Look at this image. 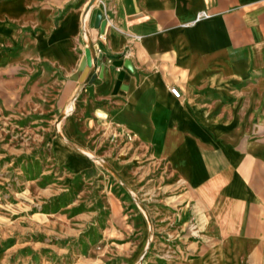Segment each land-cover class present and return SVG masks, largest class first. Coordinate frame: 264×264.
<instances>
[{"label": "crops", "instance_id": "crops-1", "mask_svg": "<svg viewBox=\"0 0 264 264\" xmlns=\"http://www.w3.org/2000/svg\"><path fill=\"white\" fill-rule=\"evenodd\" d=\"M89 2L0 0V69L46 64L61 79L58 110L81 96L91 124L163 167L214 241L190 264H264V0H94L85 16ZM93 11L104 22L95 42ZM89 44L103 70L87 86L77 78ZM215 90L233 103L218 108ZM171 154L187 159V176Z\"/></svg>", "mask_w": 264, "mask_h": 264}, {"label": "rangeland", "instance_id": "rangeland-1", "mask_svg": "<svg viewBox=\"0 0 264 264\" xmlns=\"http://www.w3.org/2000/svg\"><path fill=\"white\" fill-rule=\"evenodd\" d=\"M54 74L46 64L0 69V264H190L203 256L214 244L194 219L203 212L138 144L91 124L81 96L58 110ZM215 92L218 108L233 103ZM169 160L187 176V159Z\"/></svg>", "mask_w": 264, "mask_h": 264}, {"label": "water", "instance_id": "water-1", "mask_svg": "<svg viewBox=\"0 0 264 264\" xmlns=\"http://www.w3.org/2000/svg\"><path fill=\"white\" fill-rule=\"evenodd\" d=\"M93 1L94 0H90L89 6L93 4ZM103 25H104V22L101 20L100 13L98 11H93L89 19L90 41L91 42H95L98 32L102 31L103 29ZM91 48H92V45L89 44V48L85 49L84 51V59L81 61L78 67L79 76L77 78V81L80 83H83L85 81V83L91 84V82H93L96 76L94 73H92V71L96 66L100 67V72H102L103 70V66L100 65L99 63L100 56H97L96 58L94 54L91 53L92 51ZM112 65L120 66L121 61L113 62ZM121 78H122V72H119L115 79V83L113 86V92H116V90L119 88Z\"/></svg>", "mask_w": 264, "mask_h": 264}, {"label": "built area", "instance_id": "built-area-1", "mask_svg": "<svg viewBox=\"0 0 264 264\" xmlns=\"http://www.w3.org/2000/svg\"><path fill=\"white\" fill-rule=\"evenodd\" d=\"M199 16L200 18H203L202 14H200ZM169 94L175 99L179 98L180 96L179 91L176 88H169Z\"/></svg>", "mask_w": 264, "mask_h": 264}]
</instances>
